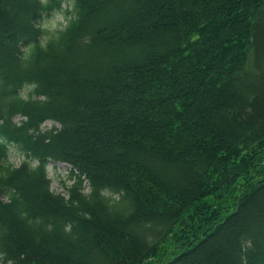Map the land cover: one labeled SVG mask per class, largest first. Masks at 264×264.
<instances>
[{
    "label": "trees",
    "instance_id": "trees-1",
    "mask_svg": "<svg viewBox=\"0 0 264 264\" xmlns=\"http://www.w3.org/2000/svg\"><path fill=\"white\" fill-rule=\"evenodd\" d=\"M0 264H264V0H0Z\"/></svg>",
    "mask_w": 264,
    "mask_h": 264
},
{
    "label": "rangeland",
    "instance_id": "rangeland-1",
    "mask_svg": "<svg viewBox=\"0 0 264 264\" xmlns=\"http://www.w3.org/2000/svg\"><path fill=\"white\" fill-rule=\"evenodd\" d=\"M65 21L66 17L64 13L62 11L55 10L50 14H44L39 20V24L46 25V27H43L46 30L44 34V36H46L51 31L60 28L65 23ZM28 90V87H24L21 89L20 93L26 95ZM16 119H18V117H16ZM54 125L59 127L60 124L58 122H54L53 120L47 119L41 124V128H50ZM8 158L13 164H19V162L22 160V153L14 144H10ZM70 167L71 166L68 163L58 162L55 160L48 161V176L51 178V187L56 192L66 194L65 184H69L71 182V179L68 177ZM113 196H116V194H113Z\"/></svg>",
    "mask_w": 264,
    "mask_h": 264
},
{
    "label": "clouds",
    "instance_id": "clouds-1",
    "mask_svg": "<svg viewBox=\"0 0 264 264\" xmlns=\"http://www.w3.org/2000/svg\"><path fill=\"white\" fill-rule=\"evenodd\" d=\"M69 26H70L69 24H65V25H64V28L62 29V31H66L67 28H68ZM41 27H42V28H43V27H46V25H41Z\"/></svg>",
    "mask_w": 264,
    "mask_h": 264
}]
</instances>
